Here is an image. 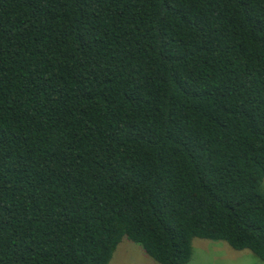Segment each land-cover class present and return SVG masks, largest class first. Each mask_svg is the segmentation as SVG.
Wrapping results in <instances>:
<instances>
[{"label":"trees","instance_id":"obj_1","mask_svg":"<svg viewBox=\"0 0 264 264\" xmlns=\"http://www.w3.org/2000/svg\"><path fill=\"white\" fill-rule=\"evenodd\" d=\"M264 0H0V264L264 261Z\"/></svg>","mask_w":264,"mask_h":264},{"label":"rangeland","instance_id":"obj_2","mask_svg":"<svg viewBox=\"0 0 264 264\" xmlns=\"http://www.w3.org/2000/svg\"><path fill=\"white\" fill-rule=\"evenodd\" d=\"M264 188V184H263ZM192 258L188 264H264L249 251H233L224 242L195 239ZM110 264H157L141 245L122 238Z\"/></svg>","mask_w":264,"mask_h":264}]
</instances>
